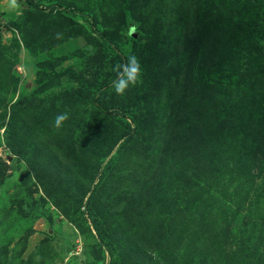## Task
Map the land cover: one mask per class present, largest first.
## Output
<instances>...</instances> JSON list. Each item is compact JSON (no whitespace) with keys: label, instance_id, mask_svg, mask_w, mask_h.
I'll list each match as a JSON object with an SVG mask.
<instances>
[{"label":"rangeland","instance_id":"374dc122","mask_svg":"<svg viewBox=\"0 0 264 264\" xmlns=\"http://www.w3.org/2000/svg\"><path fill=\"white\" fill-rule=\"evenodd\" d=\"M17 2L0 264H264V0ZM129 54L142 76L117 95Z\"/></svg>","mask_w":264,"mask_h":264},{"label":"clouds","instance_id":"9594fccd","mask_svg":"<svg viewBox=\"0 0 264 264\" xmlns=\"http://www.w3.org/2000/svg\"><path fill=\"white\" fill-rule=\"evenodd\" d=\"M8 3L9 7L15 10H19L21 7L17 0H8ZM111 70L116 73V78L112 81L111 87L117 95H123L130 86H135L142 76L140 61L134 54H129L125 62L115 64ZM68 119L67 112L57 114L54 127H62Z\"/></svg>","mask_w":264,"mask_h":264},{"label":"trees","instance_id":"16d2710c","mask_svg":"<svg viewBox=\"0 0 264 264\" xmlns=\"http://www.w3.org/2000/svg\"><path fill=\"white\" fill-rule=\"evenodd\" d=\"M251 6H252V5H251ZM252 8L255 9V6H253ZM175 20L177 21L176 18H175ZM134 33H135V32H134ZM131 36H132V34H131ZM252 36H253V38H254L257 42H260V43L264 46V42L261 41V39H260V37L258 36L257 32L252 31ZM133 37H134V36H133ZM87 89H88V88H87ZM83 95H85V92H84V93H83V92H78V93H76V96L73 97V102L79 100ZM134 120H135V118H134ZM46 154H47V153H45V155H46ZM50 163H53V160H52L51 158H50V160H49V163H48V169H47V170H49L50 172H53V171L57 170V169H54V168H53V165L50 166ZM243 174H244V173H243Z\"/></svg>","mask_w":264,"mask_h":264},{"label":"water","instance_id":"95a60500","mask_svg":"<svg viewBox=\"0 0 264 264\" xmlns=\"http://www.w3.org/2000/svg\"><path fill=\"white\" fill-rule=\"evenodd\" d=\"M130 34H132V36H136V33H134L132 30L130 31Z\"/></svg>","mask_w":264,"mask_h":264}]
</instances>
